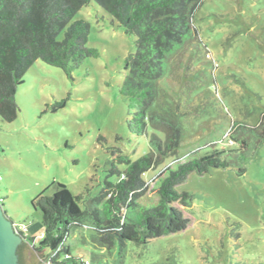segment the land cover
Listing matches in <instances>:
<instances>
[{
    "label": "rangeland",
    "instance_id": "obj_1",
    "mask_svg": "<svg viewBox=\"0 0 264 264\" xmlns=\"http://www.w3.org/2000/svg\"><path fill=\"white\" fill-rule=\"evenodd\" d=\"M79 20L90 23L88 47L99 56L86 59L72 78L36 62L18 89L16 121L0 119V198L19 227L41 222L32 201L45 190L52 195L55 183L92 199L107 180L118 182L109 173L113 149L132 162L155 152L148 138L131 134L129 102L121 94L125 59L137 51L135 37L113 25L96 3L84 7L73 22ZM194 25L199 40L173 57L170 74L160 81L165 97L199 111L181 119L179 156L184 163L224 151L222 159L234 160L235 166L192 173L177 187L193 196L190 207L175 204L190 220L185 231L147 246L128 242L121 259L119 246L95 245V232L87 224L72 229L67 240L74 257L91 264H264V143L254 150V140L246 163L231 157L239 151L231 140L233 123L257 127L264 117V0H204ZM64 101L66 107L53 113ZM157 104L152 110H158ZM100 136L105 143L98 141ZM177 163L167 159L144 175L148 192L139 200L142 207L157 205L152 191L159 175ZM116 167L121 172L127 168ZM243 167L246 173L240 174ZM28 249L40 258L50 255Z\"/></svg>",
    "mask_w": 264,
    "mask_h": 264
},
{
    "label": "trees",
    "instance_id": "obj_2",
    "mask_svg": "<svg viewBox=\"0 0 264 264\" xmlns=\"http://www.w3.org/2000/svg\"><path fill=\"white\" fill-rule=\"evenodd\" d=\"M203 2L0 0V119L4 123L16 121L18 89L36 62L59 68L72 78L86 59L99 56L97 50L88 47L90 23L86 20L73 22L84 7L96 3L109 14L113 25L118 24L136 40V53L125 59L127 75L121 94L129 102L131 134L148 138L155 152L132 162L120 149H113L109 173L119 181L107 180L95 198L86 199L85 194L75 196L65 185L55 183L52 195H46L45 190L32 201L33 207L41 211L42 220L26 225L23 246L32 247L41 254L49 251L50 255L44 257L48 264H91L74 257L67 245L72 229L87 224L95 232V245L108 250L119 246L121 259L128 242L147 246L152 240L185 231L190 220L175 204L190 207L193 196L179 193L177 187L192 173L204 175L212 169L235 166L234 160L222 159L227 156L224 151H213L181 162L179 151L184 138L181 119L199 111L186 109L181 99L175 103L165 97L160 86V81L170 74L173 57L182 56L199 40L194 15ZM155 104L158 110H152ZM65 107L64 101L52 112ZM233 128L235 132L231 140L239 146V151L231 157H241L246 163L251 159L245 154L254 140H257L254 150L264 143V117L257 127L234 122ZM98 141L106 142L103 136ZM170 158L178 163L174 169L167 168L165 176L159 175L158 187L152 191L159 198L157 205L142 207L139 200L148 192L144 175ZM116 164H124L127 168L121 172ZM239 172L246 173V168H240Z\"/></svg>",
    "mask_w": 264,
    "mask_h": 264
},
{
    "label": "water",
    "instance_id": "obj_3",
    "mask_svg": "<svg viewBox=\"0 0 264 264\" xmlns=\"http://www.w3.org/2000/svg\"><path fill=\"white\" fill-rule=\"evenodd\" d=\"M24 242L0 203V264H21L19 251Z\"/></svg>",
    "mask_w": 264,
    "mask_h": 264
},
{
    "label": "flooded vegetation",
    "instance_id": "obj_4",
    "mask_svg": "<svg viewBox=\"0 0 264 264\" xmlns=\"http://www.w3.org/2000/svg\"><path fill=\"white\" fill-rule=\"evenodd\" d=\"M20 262L21 264H47L45 258L34 256L30 253L27 247L22 246V249L19 251Z\"/></svg>",
    "mask_w": 264,
    "mask_h": 264
},
{
    "label": "built area",
    "instance_id": "obj_5",
    "mask_svg": "<svg viewBox=\"0 0 264 264\" xmlns=\"http://www.w3.org/2000/svg\"><path fill=\"white\" fill-rule=\"evenodd\" d=\"M0 203L3 204L2 198H0ZM15 229L21 236L25 235L27 233V226L26 225H23L21 227L15 225Z\"/></svg>",
    "mask_w": 264,
    "mask_h": 264
}]
</instances>
